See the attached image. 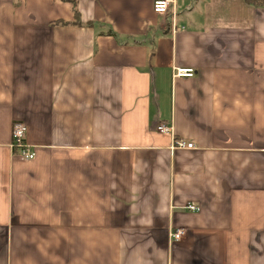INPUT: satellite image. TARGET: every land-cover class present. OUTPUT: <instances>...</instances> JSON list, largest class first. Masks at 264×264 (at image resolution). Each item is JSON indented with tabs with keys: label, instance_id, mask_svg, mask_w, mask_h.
<instances>
[{
	"label": "crops",
	"instance_id": "1",
	"mask_svg": "<svg viewBox=\"0 0 264 264\" xmlns=\"http://www.w3.org/2000/svg\"><path fill=\"white\" fill-rule=\"evenodd\" d=\"M156 1L0 0V264H264V9Z\"/></svg>",
	"mask_w": 264,
	"mask_h": 264
},
{
	"label": "built area",
	"instance_id": "2",
	"mask_svg": "<svg viewBox=\"0 0 264 264\" xmlns=\"http://www.w3.org/2000/svg\"><path fill=\"white\" fill-rule=\"evenodd\" d=\"M175 0H157L154 3V12L159 15L168 14L175 7ZM194 70L192 69H175V78L193 77ZM160 133H171L172 128L167 125H160L158 127ZM28 128L23 122H16L12 129V142L11 148L17 153L23 160H32L36 157L33 147L28 143ZM193 143L186 140H177L175 142V148L179 149H192ZM190 211H199V207L194 204L187 205L186 207ZM172 239L176 242L181 241L186 236V231L178 229L172 233Z\"/></svg>",
	"mask_w": 264,
	"mask_h": 264
},
{
	"label": "trees",
	"instance_id": "3",
	"mask_svg": "<svg viewBox=\"0 0 264 264\" xmlns=\"http://www.w3.org/2000/svg\"><path fill=\"white\" fill-rule=\"evenodd\" d=\"M246 4L257 8V9H264V0H244ZM62 24V23H61ZM65 24V23H63Z\"/></svg>",
	"mask_w": 264,
	"mask_h": 264
}]
</instances>
